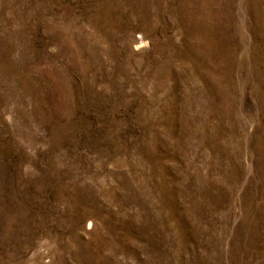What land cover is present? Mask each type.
<instances>
[{"label": "rangeland", "instance_id": "1", "mask_svg": "<svg viewBox=\"0 0 264 264\" xmlns=\"http://www.w3.org/2000/svg\"><path fill=\"white\" fill-rule=\"evenodd\" d=\"M0 264H264V0H0Z\"/></svg>", "mask_w": 264, "mask_h": 264}, {"label": "bare ground", "instance_id": "2", "mask_svg": "<svg viewBox=\"0 0 264 264\" xmlns=\"http://www.w3.org/2000/svg\"><path fill=\"white\" fill-rule=\"evenodd\" d=\"M227 1V0H226ZM189 3V2H188ZM187 3V4H188ZM229 3H230V1H229ZM232 4V3H231ZM190 5H191V3H190ZM194 5V4H193ZM224 5V4H223ZM184 6V5H183ZM229 6V5H228ZM207 7V6H206ZM226 7V6H225ZM194 9V8H193ZM229 9V8H228ZM228 9L226 8V11H228ZM157 10V9H156ZM184 12V11H183ZM182 13V12H181ZM189 19H190V21H191V24H192V26H195L196 28L197 27H199V25H200V20H199V18H198V16H197V14L195 13V15H193V14H191L190 15V17H189ZM184 25V24H183ZM217 26V25H216ZM181 27V26H180ZM184 27V26H183ZM190 29V28H189ZM195 29V28H194ZM201 31V30H200ZM202 34V33H201ZM203 35V34H202ZM209 36V35H208ZM260 39V38H259ZM262 39V38H261ZM258 42V41H257ZM222 46V45H221ZM221 48V47H220ZM257 66V65H256ZM175 232H177V231H175ZM178 233V232H177ZM177 233H175V235L177 234ZM178 235H181V234H179L178 233ZM177 236V235H176ZM178 238V237H177ZM179 239V238H178ZM182 239V238H181ZM178 241H180V240H178Z\"/></svg>", "mask_w": 264, "mask_h": 264}]
</instances>
